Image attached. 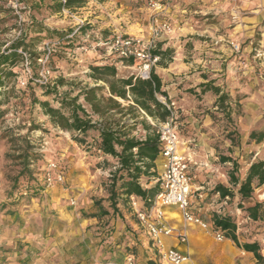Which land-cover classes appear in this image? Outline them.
Segmentation results:
<instances>
[{"label": "rangeland", "instance_id": "1", "mask_svg": "<svg viewBox=\"0 0 264 264\" xmlns=\"http://www.w3.org/2000/svg\"><path fill=\"white\" fill-rule=\"evenodd\" d=\"M57 3L60 0H0V54L10 52L15 41L24 43L18 59L2 67L15 74L0 87V264H32L36 258L45 264H126L131 255L136 264H162L131 199L119 200V212L109 206L105 182L115 159L89 144L96 132H89L88 144L80 145L32 102L35 95L58 106L55 94L47 90L77 95L82 87L99 85L90 67L102 65L99 59L116 65L119 76L137 74L136 61L134 68L126 67L96 42L116 33L148 39L159 27L156 22L169 23L173 30L158 37L162 49L171 51L164 60L167 66L157 69L172 73L168 95L175 103L181 150L190 159V208L208 225H187L191 242L184 264H258L225 235L219 240L210 225L214 214H229L242 243L261 239L264 246V219L248 218L237 196L223 200L213 192L219 183L235 189L229 182L233 164L221 162V156L238 160L240 178L251 161L264 158V139L250 138L253 131H264V0H162L160 10L148 0H87L69 7L72 15L85 20L86 30L79 31L63 6L54 9ZM101 14L105 18L96 17ZM47 45L52 52L49 69H43L39 58L47 53ZM23 52L30 55L31 69H26ZM204 83L229 95L224 106L215 105L217 95L205 91ZM154 127L158 130L159 125ZM6 132L26 137L41 155L31 165L32 178H21L18 187L13 184L20 166L7 155H18L21 142H9ZM134 134L145 135L142 124ZM160 173L158 161L148 184L155 185ZM147 180L143 177L142 183ZM254 198L264 200L261 188ZM98 200L110 212L90 217L99 212ZM170 216L180 229L186 227L178 213Z\"/></svg>", "mask_w": 264, "mask_h": 264}, {"label": "trees", "instance_id": "2", "mask_svg": "<svg viewBox=\"0 0 264 264\" xmlns=\"http://www.w3.org/2000/svg\"><path fill=\"white\" fill-rule=\"evenodd\" d=\"M87 0H66L65 6L72 7L81 5ZM63 6L62 2L55 5V10L59 11ZM86 30L82 25L79 30ZM49 31V30H48ZM109 36H103L107 39ZM22 41H15L10 46V52L0 54V87L5 85V79H9L15 73L12 69L2 68L15 62L19 53L18 48L23 46ZM171 49H162L161 42L154 51L161 56L158 65L166 67V55ZM128 65H134V59L125 61ZM91 77L96 83L95 86L82 87L77 95H72L67 91L58 94L56 91H46L48 94H55V101L58 106H54L48 100H39L33 95V103H37L49 116V120L54 127H58L71 134L72 139L80 144H88L87 136L89 132H96L92 138L98 152L106 157L115 159L111 175L105 182L108 191L107 201L114 212H119V200L123 197L131 199L135 197L139 200L142 209L152 204L154 197L161 190L160 181L155 185H149V180L156 175V160L160 153V142L157 128L159 123H163L171 115V110L159 99L162 95L169 99L167 91L163 90L162 78L156 73L155 68L151 70L150 78L143 79L137 74L127 77L119 76L116 65L103 64L91 65ZM62 82V81H60ZM205 91L212 90L217 95L215 105L219 108L224 106L229 95L222 91L221 87L204 83ZM0 94L1 91H0ZM83 97L84 103L80 102ZM129 102L124 105L122 102ZM4 111H0V117ZM231 118V114H227ZM147 118L151 123L147 122ZM138 124H142L145 135L136 136L134 130ZM36 127H33L34 129ZM4 135L9 142H21L20 153L14 155L8 153V157L20 166L18 175L14 177L13 187H18L21 178H32L34 171L31 168L33 162L41 158L40 153L35 151L33 145L26 137ZM229 138L236 141L233 134H228ZM250 138L256 141L264 139V131H253ZM221 162H232L233 168L229 172V182L235 189L224 184H217L213 192L220 195L221 199H238V207L246 213L247 217L253 221L264 219V200L259 201L254 198L255 190L261 188L264 194V158L250 162V165L243 178L237 175L240 163L231 156H221ZM148 178L146 185L142 183V178ZM99 212L93 213L90 217L109 214V209L105 208L101 201H96ZM214 229L223 231L226 238L231 239L238 248L252 252L258 264L264 263V256L261 252V242H241L237 234V223L229 214H214L212 219Z\"/></svg>", "mask_w": 264, "mask_h": 264}, {"label": "built area", "instance_id": "3", "mask_svg": "<svg viewBox=\"0 0 264 264\" xmlns=\"http://www.w3.org/2000/svg\"><path fill=\"white\" fill-rule=\"evenodd\" d=\"M148 1L155 10H160L163 6L162 0ZM60 2L63 4L62 11L76 19L77 29H79L85 20L71 14V9L65 6L66 0H60ZM156 24L159 27L153 28L152 35L148 39L116 33L107 39H101L96 42V47H105L107 54L116 56L117 59L119 58L122 64L123 61L134 59L139 68L137 75L143 79H148L152 68L161 61V56L154 52L158 47L157 40L160 33L170 34L173 31L169 23L156 22ZM46 50L47 53L39 58V62L43 64V69H49L46 63L49 60L52 48L47 45ZM23 54L26 69H31L30 55L26 52H23ZM126 67L134 68L135 66L128 65ZM162 100L168 109L171 110V115L165 122L159 123L158 128L161 148L159 153L161 173L158 180L160 181L161 190L154 197L152 204L145 209L140 207L139 200L133 196L131 197V203L135 208L139 221L146 226L153 244L159 252L161 263L184 264L189 259L188 253L177 247H167L164 240L165 237H171L181 244L188 242L186 233L178 230L170 222L171 219L168 217L169 208L175 207L177 209L185 226L195 224L205 228L208 225L191 211L192 177L190 159L181 150L180 135L174 124V119L176 118L175 104L174 102H168L165 98ZM53 166L55 165L53 164ZM59 179H62V177L60 176ZM214 233L219 240L225 237L223 231L219 229H214ZM126 264H135L133 255L127 257Z\"/></svg>", "mask_w": 264, "mask_h": 264}, {"label": "crops", "instance_id": "4", "mask_svg": "<svg viewBox=\"0 0 264 264\" xmlns=\"http://www.w3.org/2000/svg\"><path fill=\"white\" fill-rule=\"evenodd\" d=\"M168 9H170L169 7H168ZM171 10V9H170ZM185 10V9H184ZM183 10V11H184ZM96 17H101V18H105V16H104V14H101V15H99V16H96ZM98 61V63L99 64H106L108 61H106V60H102V59H99V60H97ZM95 62V61H94ZM157 67H159V65H157L156 67H155V71H156V73H158L159 74V76L162 78V82H163V90H165V91H167L168 92V94H170V86L168 85V79H169V76L172 74V73H169V72H163V73H161L160 71H159V69H157ZM163 70H165V69H163ZM171 72H173V73H175V71H171ZM166 76H168V77H166ZM159 97V99L161 100V101H163L162 99H161V97L162 96H158ZM171 98V97H170ZM166 99V98H165ZM168 102H170V100H168V99H166ZM175 104V103H174ZM158 161H160V156H158V159L156 160V163L158 162ZM159 167V166H158ZM201 187V186H200ZM179 214V212H172V211H168V217H169V219H171V223L173 224V225H175L177 228H178V230H181V231H183V232H185L186 233V235H187V238H188V242L186 243V244H181V243H178L175 239H173V238H171V237H165L164 238V240H165V243H166V246L167 247H177L178 249H181L182 251H184V252H186V253H188V252H190V247L187 245V244H189L190 242H191V240H190V237H189V230H188V228H187V225H186V227H183V229H180L179 227H178V225L177 224H174V222H172V217L170 216V215H174V214ZM210 226H212V225H210ZM201 228H203V227H201ZM206 229H208L207 227H205ZM191 235H193V237L195 236L194 234H191ZM194 240H196L195 238H194ZM193 240V241H194ZM260 242H261V239H258ZM193 243H195V241L193 242ZM154 245V244H153ZM261 246H262V254H263V256H264V253H263V251H264V246H263V244L261 243ZM155 250H156V257L158 258L159 257V252L157 251V249L155 248ZM244 253L246 254V256L247 257H250V256H252V255H254L252 252H246V251H244ZM188 255H189V253H188ZM153 260H155V259H153ZM155 262L157 263V259L155 260ZM158 262L159 263H161V260H160V258L158 259ZM32 264H45L44 263V260L41 258V259H38V258H36V259H34L33 260V262H32ZM135 264H136V259H135ZM264 264V263H263Z\"/></svg>", "mask_w": 264, "mask_h": 264}]
</instances>
